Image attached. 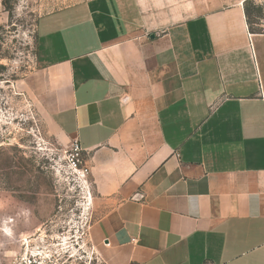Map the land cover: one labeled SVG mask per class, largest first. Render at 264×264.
Returning <instances> with one entry per match:
<instances>
[{
  "label": "crops",
  "instance_id": "crops-1",
  "mask_svg": "<svg viewBox=\"0 0 264 264\" xmlns=\"http://www.w3.org/2000/svg\"><path fill=\"white\" fill-rule=\"evenodd\" d=\"M250 2L87 0L39 18L32 90L84 150L108 264H264Z\"/></svg>",
  "mask_w": 264,
  "mask_h": 264
},
{
  "label": "rangeland",
  "instance_id": "rangeland-1",
  "mask_svg": "<svg viewBox=\"0 0 264 264\" xmlns=\"http://www.w3.org/2000/svg\"><path fill=\"white\" fill-rule=\"evenodd\" d=\"M83 1L0 0V264H108L89 236L91 182L67 165L73 140L31 85L39 18Z\"/></svg>",
  "mask_w": 264,
  "mask_h": 264
},
{
  "label": "built area",
  "instance_id": "built-area-1",
  "mask_svg": "<svg viewBox=\"0 0 264 264\" xmlns=\"http://www.w3.org/2000/svg\"><path fill=\"white\" fill-rule=\"evenodd\" d=\"M67 165L70 167L71 170H73L76 173V175L80 179L89 182L91 169L87 165L84 159V150L81 147L78 139H74L72 141L71 147L67 155ZM28 262L29 264H51L50 262L47 261L46 258H44L43 260L36 258H28ZM205 264H214V263L207 261L205 262Z\"/></svg>",
  "mask_w": 264,
  "mask_h": 264
}]
</instances>
